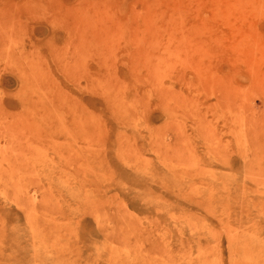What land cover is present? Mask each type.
<instances>
[{
  "label": "rangeland",
  "instance_id": "obj_1",
  "mask_svg": "<svg viewBox=\"0 0 264 264\" xmlns=\"http://www.w3.org/2000/svg\"><path fill=\"white\" fill-rule=\"evenodd\" d=\"M61 1L73 9L84 0ZM157 1L152 13L163 10L168 21L153 19L150 37L126 20L150 13L145 0H124L120 14L104 15L125 28L105 35L107 102L88 90L83 70L66 66L79 53L85 72L98 66L86 51L98 37L86 48L76 36V48L64 50L61 37L47 36L58 27L38 26L25 0H0V264H264V195L252 188L264 182V0H229V11L215 0L213 13L196 11L205 0H173L195 13L164 11ZM151 36L154 49L136 59ZM33 90L49 99V111L82 113L99 125L87 137L96 171L82 159L62 162L61 135L48 137L42 111L26 103ZM151 128L169 145L161 157L175 165L157 160ZM122 137L129 148L120 144L121 159ZM135 157L153 173L134 167ZM158 178L172 184L166 190ZM219 218L236 233L251 230L263 248L230 250ZM175 219L185 221L180 239L191 252L124 256L139 233L156 242L157 227L175 243Z\"/></svg>",
  "mask_w": 264,
  "mask_h": 264
},
{
  "label": "bare ground",
  "instance_id": "obj_2",
  "mask_svg": "<svg viewBox=\"0 0 264 264\" xmlns=\"http://www.w3.org/2000/svg\"><path fill=\"white\" fill-rule=\"evenodd\" d=\"M160 2H164V8H166L164 11H172L171 13H179V12H193L196 11H203V12H217L220 10L219 4L215 2V0H205L204 4L201 7V10L192 11L189 10L186 6L182 5L180 3L179 5L173 4L176 1L171 0L169 3L170 6H165V4L168 3V0H159ZM145 2L148 4V10H150V13L145 14V16H137L132 15L128 16L126 19L127 22L131 27L135 29V34L137 35H144L147 37L148 33L153 34V27H152V20L153 19H159L162 18L168 21V15H162V11H157V13H152V7L154 6L155 9L158 7V4H160L157 0H145ZM111 3V0H84L82 5L77 6V8H71L70 6H66L64 2L61 0H25L23 8L24 10H27L28 13H30L31 18L34 22H38V26H44V23L47 25H50L52 27H58L59 31L55 33L53 30L48 31L49 37H55L59 36L62 38V46L65 43H69L70 48H76L74 46L75 37L76 38H84L82 41L75 42L76 44H81L84 47H88L90 44H94V38L98 37L99 46L95 47H88L86 51H88L91 54L96 53V59H97V65L93 68H91L88 72H85V63H84V57L83 53H79L75 56V61H72V64H67V68H71L72 66H75V71L83 70L82 76L87 81L88 90L94 92L95 94H98V96L102 99L105 98V101L109 102V99L112 97L108 96V93H111L107 88V76L101 70V67L104 69L105 66H107L106 62V45H105V35H119L123 31H125L124 25L120 23H107L104 20V15L108 14L109 10L112 8L115 13L120 14L121 11V5L124 3V0H122V4H119L117 1L115 2V6ZM224 7H222L223 11H229L231 6L228 7L229 0H224ZM107 4V5H106ZM223 6V5H222ZM260 7V5H259ZM261 7H264V4L261 5ZM108 10V11H107ZM105 12V13H104ZM51 15V16H50ZM49 18H48V17ZM63 16L65 17V27L61 23L63 20ZM63 29L65 31L64 34L60 29ZM67 28L73 29L71 32ZM147 30V31H146ZM61 34V35H60ZM153 36V35H152ZM152 36L148 40L149 42H146L144 46V49L140 50L137 53L138 60H142L143 57L146 55V52L150 51L151 49H154V44L152 41ZM73 40V41H72ZM137 41V38L135 39ZM121 42V41H119ZM123 49L127 51L129 49L130 45L128 42H123L122 44ZM68 48L67 46H63L62 49L66 50ZM87 74V76H85ZM106 90V91H105ZM103 91H105L103 93ZM108 91V92H107ZM136 91L135 89L129 92L130 94H133V92ZM118 96V94H116ZM119 97V96H118ZM32 98L33 100L26 101L27 104L33 103L37 105L40 110L42 111L40 113L41 123L47 126V130L50 132L48 137H52L53 135H61V141L62 145L65 144V151L62 155V162H68L72 161L75 162L78 159H82V165H84V168L90 169L92 172L96 171V167L98 166L95 162L96 155L91 150V143L87 140V137H91L94 134H97L96 131L99 129V125H96V122L91 117H87L85 114L80 113V115H76L72 111L67 112H61V114L57 111H49L48 110V104L49 99L40 93H38L36 90L32 91ZM111 101L110 103H112ZM124 107L122 108V110ZM123 113V112H122ZM64 114L70 115V120L67 121L64 118ZM123 115L126 116L124 113ZM124 118V117H123ZM129 122V119H126V123ZM128 126V124H127ZM148 132L150 133L149 137H153L154 139V146H155V153L157 155V160L161 163L167 162L171 165H175L174 162H172L169 158L168 161L164 157H161V155L164 153H168L169 145L163 146V142L160 141V139L155 140V138H160L161 130L157 128H151L148 129ZM81 138L86 139V143L81 146V148H77V144L81 143L83 140ZM118 142L116 143V153H119V157L122 159V155L125 153L122 147H120V144L125 147L127 150L129 146L125 142L124 137L118 138ZM131 151V150H130ZM167 155V154H166ZM253 157V153L251 154ZM171 157V156H168ZM98 160V159H97ZM100 163L102 161H99ZM134 163V167L137 166L139 170L145 171V174H148L149 172L153 173V169L150 170V162L149 163H143L140 162L139 157H135L132 161ZM150 175V173H149ZM51 174L48 176V180L50 178ZM56 180L58 178H55ZM160 183V187L164 186L167 190L170 184H172L169 181H163L161 179H157ZM94 183L97 185L98 181L97 179H93ZM50 183L52 181H49ZM258 185H261L262 187H259L254 185L252 188L257 191L258 193L264 195V182L258 183ZM207 189V188H206ZM205 189V190H206ZM212 189L208 188V193L210 194V191ZM207 191V190H206ZM192 193V192H191ZM96 194L94 195V201L98 204V199ZM93 206L95 204L93 203ZM65 211V210H64ZM62 212V215L65 217V219L68 217L67 215L72 211V209H69L67 211ZM216 220H220V228L225 229V240L227 241V246L230 250H233L232 247L236 244L240 245L241 248L244 249H253V248H263L261 245H259V241L255 240V235L251 230L248 229H242L241 232H235L236 229H234L229 223L224 221V219L219 218ZM185 221H179V219H175L176 224V230H177V238L175 239V243H172L171 239L169 238L171 236V232L169 230H161L159 227H157L153 234L156 235L157 241L153 242L150 241L145 235H142L139 233L138 235V244H142V241H145L148 243V249L142 250L139 245L135 246V251L133 254H125L124 256H135V255H152V254H169V253H185V252H191L187 250V248L184 246L183 242L181 241V229L180 226ZM70 222L68 223L69 226ZM152 225V224H151ZM191 228H195L196 224L189 223ZM198 226V225H197ZM244 230H247V232H244ZM140 234L142 238H140ZM140 242V243H139ZM161 250V253H160ZM75 254V251H74ZM73 254V256H74ZM110 257H118V249L113 250L109 252Z\"/></svg>",
  "mask_w": 264,
  "mask_h": 264
}]
</instances>
